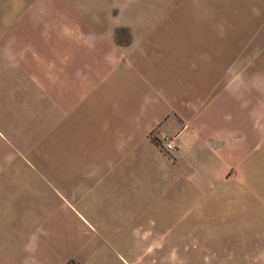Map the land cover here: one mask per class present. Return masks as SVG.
I'll return each mask as SVG.
<instances>
[{"label": "crops", "instance_id": "obj_1", "mask_svg": "<svg viewBox=\"0 0 264 264\" xmlns=\"http://www.w3.org/2000/svg\"><path fill=\"white\" fill-rule=\"evenodd\" d=\"M26 4L0 14V264H127L116 231L130 251L159 246L157 226L170 247H264L248 241L264 211L224 204L264 181V61L164 15L105 28L74 0Z\"/></svg>", "mask_w": 264, "mask_h": 264}, {"label": "rangeland", "instance_id": "obj_2", "mask_svg": "<svg viewBox=\"0 0 264 264\" xmlns=\"http://www.w3.org/2000/svg\"><path fill=\"white\" fill-rule=\"evenodd\" d=\"M2 2L4 5L1 4ZM21 2L27 3L26 7H28L35 0H0V14L2 11L7 12L11 18L10 15L25 5ZM74 2L90 18L100 19L99 25H104L103 19L105 18V28L110 20H119L120 15L127 16L129 13L147 11L164 15L165 30L175 33L177 31L180 36L184 34L187 40L192 41L196 33L205 35L208 30L212 29L217 32L218 36L233 37L235 47L243 46L245 51L249 49L250 53L244 54L249 57V61L256 58L264 61V0H74ZM124 29L122 26L121 30ZM253 178L247 183L249 188L247 186L242 190H235V197H228L224 204L244 206L249 209L259 208L264 211V181L255 176ZM249 224L251 228L249 242L256 238H264V212L262 214L250 213ZM158 228L159 230L153 231V239L160 243L157 247L139 242L142 244L131 246L129 251L126 239L130 238V235H124L120 230L116 231L120 232L118 235L120 238L113 244V247L123 255L127 264H257L241 261H215L213 258L215 254L225 253L233 254L235 257H245L246 254L253 257L258 250H264V247L259 245L170 247L165 245V236L169 237L171 231L165 235V227L157 226L155 229ZM141 232V229L137 230L138 236ZM224 232L229 233L226 230ZM106 237L108 239L107 232ZM179 249L186 254L184 255L185 261L179 259ZM117 263L123 264L118 261Z\"/></svg>", "mask_w": 264, "mask_h": 264}, {"label": "built area", "instance_id": "obj_3", "mask_svg": "<svg viewBox=\"0 0 264 264\" xmlns=\"http://www.w3.org/2000/svg\"><path fill=\"white\" fill-rule=\"evenodd\" d=\"M176 135L174 136H168V135H163L159 139H154L155 143L165 153H171L172 151L176 150L179 148V144L176 139Z\"/></svg>", "mask_w": 264, "mask_h": 264}]
</instances>
